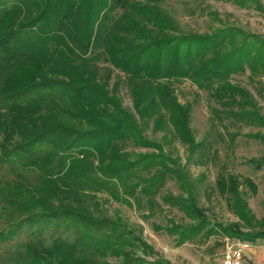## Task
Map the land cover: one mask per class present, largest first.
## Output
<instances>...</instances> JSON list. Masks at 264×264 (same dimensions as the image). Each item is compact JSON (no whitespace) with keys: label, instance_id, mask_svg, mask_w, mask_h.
I'll return each instance as SVG.
<instances>
[{"label":"trees","instance_id":"trees-1","mask_svg":"<svg viewBox=\"0 0 264 264\" xmlns=\"http://www.w3.org/2000/svg\"><path fill=\"white\" fill-rule=\"evenodd\" d=\"M165 1L0 0V264H108L99 259L110 254L122 256L118 264H173L106 214L112 201L135 204L145 218L163 203L178 207L197 222L170 220L166 230L178 245L215 234L264 238V222L249 226L238 176L222 174L217 185L233 195L228 203L248 226L213 224L191 180L186 197L163 192L169 179L184 188L189 177L163 147L179 141L194 154L212 144L210 133L196 138L193 104L178 100L176 82L190 78L207 91L211 120L223 127H264L259 100L233 81L247 69L254 81L264 68V43L252 34L239 39L235 26L170 34L163 30L170 18L158 9ZM115 68L125 76L112 82ZM123 84L131 108L119 94ZM258 93L264 100L263 87ZM149 128L163 131L164 141L148 137ZM127 147L159 153L132 156ZM253 161L264 166V156ZM244 182L255 188L251 178Z\"/></svg>","mask_w":264,"mask_h":264},{"label":"rangeland","instance_id":"rangeland-1","mask_svg":"<svg viewBox=\"0 0 264 264\" xmlns=\"http://www.w3.org/2000/svg\"><path fill=\"white\" fill-rule=\"evenodd\" d=\"M158 9L160 14L170 18L172 25L163 30L169 31L173 35H206L216 33L222 27L235 26L242 31L239 39H243L241 38L242 33L252 34L258 36L257 39L264 43V0L249 1L248 6H241L235 0H168L160 3ZM158 31L153 29L152 35L160 34ZM100 64L108 65L103 62ZM113 72L112 82L118 74H121L123 78L125 76L118 68H115ZM253 80H250L249 69L233 76L234 82L250 89L256 96L259 100L261 114L264 116V100L258 93L259 88H264V68L255 74ZM120 88L119 94L124 105L131 108L133 101L127 85L123 84ZM174 92L181 103L191 102L193 104L192 129L196 138L201 140L210 133L212 144L211 147L198 148L194 154L190 147H186L179 141L163 147L164 153L177 160L189 176L188 181H184V188L176 180L169 179L163 192L186 197L189 194L191 180L190 186L194 190L193 195L198 198V206L205 209L213 224L218 222L222 224L238 223L248 226L237 213V205H229L227 199L231 194H222L217 185L220 175L232 174L240 179L238 197L245 201V211H247L251 223L249 226L254 227L259 220L264 222V166L259 167L253 161L264 156V140L247 134L261 133L264 135V127L243 125L240 129L233 126L226 128L217 119L211 120L213 113L209 94L204 89L198 88L190 78L176 82ZM218 132L222 136L218 135ZM235 132L242 134L232 137L231 134ZM145 134L160 142L164 141L163 131H153L152 128H149ZM127 149L132 153V156L136 153H159V150L154 148L127 147ZM94 163H97V160ZM247 177L253 180L255 188L244 182V178ZM253 189L255 190L253 191ZM106 195L102 194L101 196L105 197ZM158 201L160 202L159 198ZM104 207L106 214L119 219L132 228L173 264H222V253L225 249L226 238L229 236L221 235L222 237H220L215 234L209 238L198 237L194 241L178 245V236L170 234L166 230L167 226L171 225L170 220L184 225H192L197 222L186 218L176 206L170 207L163 203L161 204L162 210L149 218L143 217L141 215L143 211L138 209L135 204L131 206L124 202L112 201L106 203ZM262 240L263 238H258L252 243L258 246ZM136 252L143 255L141 250ZM121 260L122 256L117 257L112 254L99 259L100 262H108V264H118Z\"/></svg>","mask_w":264,"mask_h":264},{"label":"built area","instance_id":"built-area-1","mask_svg":"<svg viewBox=\"0 0 264 264\" xmlns=\"http://www.w3.org/2000/svg\"><path fill=\"white\" fill-rule=\"evenodd\" d=\"M252 247L251 241L227 237L222 253V264H242L245 254Z\"/></svg>","mask_w":264,"mask_h":264},{"label":"crops","instance_id":"crops-1","mask_svg":"<svg viewBox=\"0 0 264 264\" xmlns=\"http://www.w3.org/2000/svg\"><path fill=\"white\" fill-rule=\"evenodd\" d=\"M242 264H264V238L259 245H254L243 259Z\"/></svg>","mask_w":264,"mask_h":264}]
</instances>
